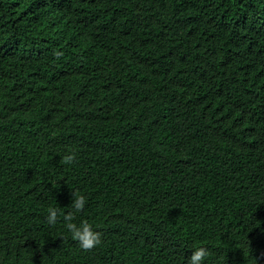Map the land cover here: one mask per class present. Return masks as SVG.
<instances>
[{"label":"trees","instance_id":"16d2710c","mask_svg":"<svg viewBox=\"0 0 264 264\" xmlns=\"http://www.w3.org/2000/svg\"><path fill=\"white\" fill-rule=\"evenodd\" d=\"M201 246L264 264V0H0V264Z\"/></svg>","mask_w":264,"mask_h":264},{"label":"clouds","instance_id":"9594fccd","mask_svg":"<svg viewBox=\"0 0 264 264\" xmlns=\"http://www.w3.org/2000/svg\"><path fill=\"white\" fill-rule=\"evenodd\" d=\"M65 160L71 162L74 159V154H68L64 157ZM86 204V196L83 194L76 195L73 201V207L76 210H82ZM60 213L55 207L48 211V222L55 224L58 220ZM75 213L69 212L65 214V219L69 221L67 224L68 229L71 231L73 238L80 242L84 249H90L101 242V234L96 231L93 225L87 221H82L79 224L74 222L73 217ZM208 255V250L205 247H197L192 251L188 264H204L205 258Z\"/></svg>","mask_w":264,"mask_h":264}]
</instances>
